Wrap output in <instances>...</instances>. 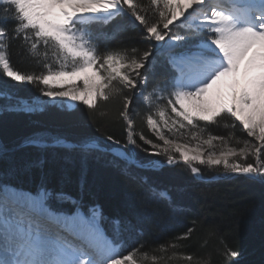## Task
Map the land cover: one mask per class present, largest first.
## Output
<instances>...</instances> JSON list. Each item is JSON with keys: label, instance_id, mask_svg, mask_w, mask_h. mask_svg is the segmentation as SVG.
<instances>
[{"label": "snow or ice", "instance_id": "6c2138e0", "mask_svg": "<svg viewBox=\"0 0 264 264\" xmlns=\"http://www.w3.org/2000/svg\"><path fill=\"white\" fill-rule=\"evenodd\" d=\"M118 17L137 22L149 44L167 39L158 51L179 73L173 74L169 84L148 88V72L141 69L150 63L151 47L99 49L95 41L105 34L94 36L90 26L107 25ZM14 39L21 40L32 55L42 57L44 71L22 73L14 68L9 54ZM190 39L195 41L192 47L183 50V42ZM49 48L55 53L53 62H49ZM0 74L36 85L43 96L53 104L60 101L61 106L65 100L81 101L95 111L97 100L119 99L118 115L128 129L124 147H139L133 129V115L138 111L132 108L129 95L135 90L147 109L146 125L163 142L139 134L140 140L152 146V154L164 156L169 165L182 162L195 175H200L195 166L200 164L222 165L228 174L251 179L264 177V0H148L147 4L143 0H0ZM77 80H82V87ZM8 98V93L0 91V99ZM12 98L16 103H2L0 111L11 108L32 114L45 110L41 104ZM224 117L232 121L225 127L234 129L238 122L253 139H235L234 134H209L204 139L201 133L206 127L201 122L216 124ZM164 128L173 133L172 138L164 134ZM181 129L191 132L194 145L179 142L181 136L176 133ZM107 139L113 141L111 136ZM230 139L242 146H229ZM214 141L221 145L219 150ZM25 143L40 148L68 146L63 137L43 130ZM73 147L83 153L85 161L99 150L94 143ZM130 154L121 151L119 158L128 160ZM133 163L143 167V162ZM147 163L157 166L156 161ZM162 196L170 199L167 193ZM64 199L71 197L47 189L35 196L0 195V264H144L157 259L139 249L122 253L120 241L101 232L96 208L88 216L79 209L70 216L53 211L50 202ZM191 232L180 239H187ZM223 255L235 257L237 253L226 249ZM184 258L190 264L194 261L192 255Z\"/></svg>", "mask_w": 264, "mask_h": 264}, {"label": "trees", "instance_id": "16d2710c", "mask_svg": "<svg viewBox=\"0 0 264 264\" xmlns=\"http://www.w3.org/2000/svg\"><path fill=\"white\" fill-rule=\"evenodd\" d=\"M143 2L147 4L148 0ZM133 23L128 18H118L111 23L118 31L111 25L104 30H95L92 26L94 36L108 34L107 38L101 35L95 41L99 49L136 47L143 50L151 47L144 39L142 27ZM9 24L7 27L11 29L13 23ZM9 54L14 68L22 73L44 70L42 57L32 55L21 40L10 42ZM48 58L49 62L53 61L50 49ZM149 74L150 89L166 82L163 65L151 69ZM0 91L8 93V99L12 95L29 97L40 92L36 85L16 82L3 74H0ZM129 95H132V108L138 111L133 115V129L137 134L134 138L139 145L136 147L138 159L143 162L156 157L166 160L164 156L152 154V146L139 139L142 133L147 139L161 143L146 125L144 102L134 90ZM5 102L0 99V103ZM97 105L95 111H90L83 103L74 109L52 105L32 114L10 109L0 111V149L11 148L0 153V181L31 189L46 186L54 192L71 193L85 204L100 202L107 226L111 227L116 219L119 221V230L126 245L133 247L129 251L139 249L150 258L157 257L154 262L149 259L144 264H190L184 258L187 255L194 257L192 264L197 260L203 264H264V177L251 179L239 175L202 180L182 162L159 169H141L101 150L89 154L85 161L83 153L75 147L20 146L41 130L79 144L95 138L110 146L114 141L127 144L128 129L118 115L121 101L97 100ZM231 122L229 117L206 126L201 122V126L206 127L201 135L204 139L208 134L225 137L234 134L235 139H253L237 122L234 129L225 127ZM163 130L172 138L173 133L166 128ZM177 134L191 136L188 129H181ZM109 136L113 141L107 139ZM235 139L229 140V146L241 147ZM179 141L191 140L181 137ZM214 143L219 150V142ZM229 159L237 160L236 157ZM252 159L249 157L248 162ZM195 166L200 168L203 177L228 174L222 165ZM150 185L166 189L171 199L164 198ZM189 229H192L191 235L180 239ZM226 249L235 251L237 256H224Z\"/></svg>", "mask_w": 264, "mask_h": 264}, {"label": "rangeland", "instance_id": "374dc122", "mask_svg": "<svg viewBox=\"0 0 264 264\" xmlns=\"http://www.w3.org/2000/svg\"><path fill=\"white\" fill-rule=\"evenodd\" d=\"M9 26H10V24H9ZM171 27V26H170ZM174 29V28H173ZM191 40V39H190ZM189 40V41H190ZM168 41H167V39H166V41H165V43H167ZM161 43H163V42H152L151 44H150V46H151V48H152V56L150 57V63L149 64H146L145 65V68L144 69H141V71L142 72H145V71H147V72H149V70H150V66H151V64L153 63V60L157 57V56H159V55H161L160 54V52L158 51V48H159V45L161 44ZM184 44H185V46H192L191 44H189V45H186L187 43H188V41L186 42H183ZM76 83L78 84V85H80L81 87H82V80H77L76 81ZM147 83H148V81H147ZM42 87V86H41ZM148 88H149V83H148ZM149 90H150V88H149ZM135 91V90H134ZM137 96V95H136ZM12 97H16V98H18L22 103H33V104H41V105H43L44 106V108H46V107H49V106H52V105H57V106H59V107H66V108H68V109H74L79 103H82L81 101H70V100H65L64 102H63V106H61V102L60 101H57L55 104H53L52 103V101H51V98H49V97H46V96H43V94L41 93V92H39L38 94H36V95H34V96H18V95H12ZM10 98V99H8V101L7 102H10L11 104H15L16 103V100L15 99H13V98ZM137 97H139V96H137ZM140 98V97H139ZM141 99V98H140ZM142 100V99H141ZM143 101V100H142ZM6 103V102H5ZM0 104H2V103H0ZM10 110H11V108H10ZM230 118V117H229ZM238 123V122H237ZM238 125H239V123H238ZM241 126V125H240ZM241 128H242V126H241ZM165 134V133H164ZM178 136H181V137H183V138H189L190 140H191V136L189 137V136H187V134H177ZM209 135V134H208ZM210 135H212V134H210ZM167 136V135H166ZM181 144H184V143H190V146H192V145H194L195 143H196V141H189V142H185V141H179ZM161 143H163L162 141H161ZM130 147L132 148V146L130 145ZM204 155H205V157H207V152H205L204 153ZM231 158V157H230Z\"/></svg>", "mask_w": 264, "mask_h": 264}, {"label": "bare ground", "instance_id": "6f19581e", "mask_svg": "<svg viewBox=\"0 0 264 264\" xmlns=\"http://www.w3.org/2000/svg\"><path fill=\"white\" fill-rule=\"evenodd\" d=\"M176 23L178 24L179 21H177ZM173 30L175 31L176 29L174 28ZM163 43H165V41ZM188 48H191V47L185 46V49L184 50H187ZM114 151H115V153H117V155H119V152H121V151L127 152L126 150H124L122 148H116ZM132 158L133 157L130 155V157L128 158V160H132ZM16 189L12 188L10 185H5L4 187H0V190H1L0 195H7L8 197H12L14 194H17V193H20V194H23V195H32V196H35L36 195V194H34V193L30 192V191H25V190H22V189H17L16 190ZM84 215L87 216L86 214H84ZM88 215H90V214H88Z\"/></svg>", "mask_w": 264, "mask_h": 264}, {"label": "water", "instance_id": "95a60500", "mask_svg": "<svg viewBox=\"0 0 264 264\" xmlns=\"http://www.w3.org/2000/svg\"><path fill=\"white\" fill-rule=\"evenodd\" d=\"M238 175V174H237Z\"/></svg>", "mask_w": 264, "mask_h": 264}]
</instances>
